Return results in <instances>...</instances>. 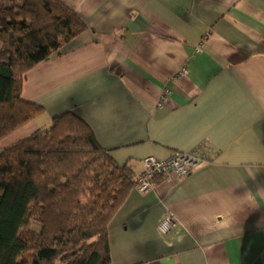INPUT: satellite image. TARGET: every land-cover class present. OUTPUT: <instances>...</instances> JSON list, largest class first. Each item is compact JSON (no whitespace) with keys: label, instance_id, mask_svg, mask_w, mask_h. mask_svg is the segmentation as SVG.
I'll list each match as a JSON object with an SVG mask.
<instances>
[{"label":"crops","instance_id":"obj_1","mask_svg":"<svg viewBox=\"0 0 264 264\" xmlns=\"http://www.w3.org/2000/svg\"><path fill=\"white\" fill-rule=\"evenodd\" d=\"M56 1L86 30L25 74L20 98L43 112L0 150L65 112L134 176L205 146L186 176L131 189L109 264H264V0Z\"/></svg>","mask_w":264,"mask_h":264},{"label":"trees","instance_id":"obj_2","mask_svg":"<svg viewBox=\"0 0 264 264\" xmlns=\"http://www.w3.org/2000/svg\"><path fill=\"white\" fill-rule=\"evenodd\" d=\"M86 30L56 0H0V141L43 108L25 74ZM72 112L0 150V264H109L108 225L134 187Z\"/></svg>","mask_w":264,"mask_h":264},{"label":"built area","instance_id":"obj_3","mask_svg":"<svg viewBox=\"0 0 264 264\" xmlns=\"http://www.w3.org/2000/svg\"><path fill=\"white\" fill-rule=\"evenodd\" d=\"M185 73V70H181ZM212 157V152L205 146H200L196 150L186 153H175L164 160H158L154 157L143 159V171L135 176L134 187L141 193L151 189L152 179L157 176L166 178H182L186 176L190 169L195 165L208 161ZM174 222L170 216L166 217L160 225L163 232L167 231Z\"/></svg>","mask_w":264,"mask_h":264},{"label":"rangeland","instance_id":"obj_4","mask_svg":"<svg viewBox=\"0 0 264 264\" xmlns=\"http://www.w3.org/2000/svg\"><path fill=\"white\" fill-rule=\"evenodd\" d=\"M47 125H48V124H47ZM47 125H46V126H47ZM47 127H48V126H47Z\"/></svg>","mask_w":264,"mask_h":264}]
</instances>
